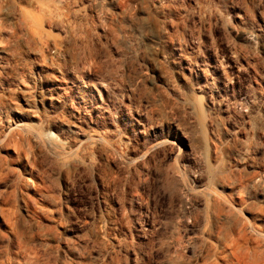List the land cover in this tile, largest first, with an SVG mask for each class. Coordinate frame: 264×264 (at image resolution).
<instances>
[{
  "label": "rangeland",
  "instance_id": "rangeland-1",
  "mask_svg": "<svg viewBox=\"0 0 264 264\" xmlns=\"http://www.w3.org/2000/svg\"><path fill=\"white\" fill-rule=\"evenodd\" d=\"M0 264H264V0H0Z\"/></svg>",
  "mask_w": 264,
  "mask_h": 264
}]
</instances>
